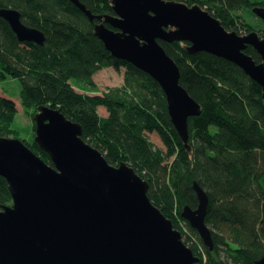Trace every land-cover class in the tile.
<instances>
[{
  "label": "trees",
  "instance_id": "obj_1",
  "mask_svg": "<svg viewBox=\"0 0 264 264\" xmlns=\"http://www.w3.org/2000/svg\"><path fill=\"white\" fill-rule=\"evenodd\" d=\"M79 1L95 17L114 15L111 0ZM169 1L198 4L235 32L252 30L245 25L256 18L253 8L264 7V0ZM8 8L45 35L42 45L21 43L0 17V87L9 77L20 81L25 112L59 109L82 126L83 140L109 164L130 165L149 182L150 200L182 233L199 264H256L264 257V92L258 83L223 58L190 54L187 42L160 40L180 69V85L201 105V115L188 119L186 147L159 83L112 57L95 35L96 19L90 21L69 0H0V10ZM245 52L262 62L252 47ZM107 68H124V83L99 95L93 77ZM101 108L107 117L100 116ZM17 113L15 102L0 95V137L19 136L13 129ZM152 133L165 149L150 141ZM26 145L53 166L35 142ZM194 183L209 197L212 251L181 216L186 206L199 205ZM0 203L12 205L3 177Z\"/></svg>",
  "mask_w": 264,
  "mask_h": 264
},
{
  "label": "water",
  "instance_id": "obj_2",
  "mask_svg": "<svg viewBox=\"0 0 264 264\" xmlns=\"http://www.w3.org/2000/svg\"><path fill=\"white\" fill-rule=\"evenodd\" d=\"M95 25L114 57L152 77L164 91L171 121L189 147L188 119L201 105L180 85L181 72L159 41L188 42L190 54L206 52L237 65L264 92V40L252 31H228L208 10L169 0H112L115 15L94 16L69 0ZM253 12L264 23V8ZM21 43L42 45L45 35L26 26L14 9L0 10ZM107 25L112 27L108 28ZM252 47L262 62L245 51ZM264 98V97H263ZM35 142L53 166L22 140L0 137V177L12 205L0 203V264H199L183 235L148 196L149 182L127 163L113 166L82 138L80 124L59 109L40 106ZM199 205L182 218L213 250L206 224L209 197L197 183ZM256 264H264V257Z\"/></svg>",
  "mask_w": 264,
  "mask_h": 264
},
{
  "label": "rangeland",
  "instance_id": "obj_3",
  "mask_svg": "<svg viewBox=\"0 0 264 264\" xmlns=\"http://www.w3.org/2000/svg\"><path fill=\"white\" fill-rule=\"evenodd\" d=\"M114 15H115V13H114ZM259 19L257 18V16H256V18L251 19L253 27H259V24L263 23V21L261 19L260 20ZM251 21L249 20L248 24H251ZM245 26H248V25H245ZM242 31H243V29H241L240 32H237V31L236 32L242 36H245L247 33L243 34ZM262 33L264 34V32H262ZM259 36H260V34H259ZM124 74H125L124 68H121L120 70H116L114 68H107V69H103V70L99 71L93 77V79L96 82L98 89H99L97 94L101 95L102 93H104L105 91H107L109 89L120 88L124 83ZM21 89H22V86L20 84V81L14 80L10 77L1 83L0 95L2 97H5V98L10 99L13 102H15L17 110H18V113H17L15 121H14L13 129L18 132L19 136L14 137L12 135L11 137H6V138H17V139L22 140L25 144L26 143H33V142H35L36 128H37L36 122L34 121L33 117L37 113H39V111H37V112L31 111L29 114L27 112H25V108H24L25 105L22 103V101L20 99ZM90 95H93V94L91 93ZM98 112H99L100 116H103V117L108 116V114L104 108L99 109ZM148 137H149L150 141L156 147L161 148V149H165L164 144H163L160 136L157 133L148 134ZM12 203H13V201H12ZM183 228H185V227H183Z\"/></svg>",
  "mask_w": 264,
  "mask_h": 264
},
{
  "label": "flooded vegetation",
  "instance_id": "obj_4",
  "mask_svg": "<svg viewBox=\"0 0 264 264\" xmlns=\"http://www.w3.org/2000/svg\"><path fill=\"white\" fill-rule=\"evenodd\" d=\"M257 18L259 19L258 16H257ZM259 20H260V19H259ZM98 23H100V22L98 21ZM98 23H96V25H97ZM246 25H248V26H247L248 29L252 28V30H250L249 32L255 31V32H258L260 35H262V34H263L262 32H264V23L259 24V27H253V26H252L253 24H246ZM249 32L244 31V32H242V33H243V34H246V33H249ZM262 36H263V35H262Z\"/></svg>",
  "mask_w": 264,
  "mask_h": 264
},
{
  "label": "bare ground",
  "instance_id": "obj_5",
  "mask_svg": "<svg viewBox=\"0 0 264 264\" xmlns=\"http://www.w3.org/2000/svg\"><path fill=\"white\" fill-rule=\"evenodd\" d=\"M259 37H260L261 40H264V37L262 35H260ZM82 133H83V128H82Z\"/></svg>",
  "mask_w": 264,
  "mask_h": 264
}]
</instances>
